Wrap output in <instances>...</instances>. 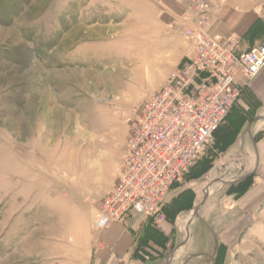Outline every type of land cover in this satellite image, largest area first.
<instances>
[{"label": "rangeland", "instance_id": "374dc122", "mask_svg": "<svg viewBox=\"0 0 264 264\" xmlns=\"http://www.w3.org/2000/svg\"><path fill=\"white\" fill-rule=\"evenodd\" d=\"M122 1L0 0V264H52L56 246L93 227L120 172L133 109L174 70L162 82L170 64L149 51L164 33L152 29L154 7L139 13ZM185 2L170 14L176 45L186 40ZM237 105L167 193L163 213L170 224L178 219L183 239L188 222L196 227L220 200L224 209L230 199L254 201L246 252L227 264H264V159L258 174L231 185L253 160L241 140L256 106L243 94ZM254 137L263 140L264 123ZM168 228L166 245L162 237L147 245L149 258L179 241Z\"/></svg>", "mask_w": 264, "mask_h": 264}, {"label": "built area", "instance_id": "2783aa9c", "mask_svg": "<svg viewBox=\"0 0 264 264\" xmlns=\"http://www.w3.org/2000/svg\"><path fill=\"white\" fill-rule=\"evenodd\" d=\"M212 11L207 0H186L180 22L190 56L133 109L120 172L96 214L97 231L130 213L146 216L158 229L166 219L165 196L264 68V44L241 50L239 38L211 33Z\"/></svg>", "mask_w": 264, "mask_h": 264}, {"label": "crops", "instance_id": "0c3cea01", "mask_svg": "<svg viewBox=\"0 0 264 264\" xmlns=\"http://www.w3.org/2000/svg\"><path fill=\"white\" fill-rule=\"evenodd\" d=\"M181 0H123L126 9L141 12V8L152 5L153 27L155 31H164L161 36L151 39L149 51L155 54L158 65L169 63L162 82L171 71L178 66L185 57L190 56L191 50L185 40L174 44L172 30H177L170 14H181L183 4ZM213 13L211 33L219 36L233 35L240 39L241 50L264 44V0H208ZM151 8V6H149ZM166 11V12H165ZM140 29V27H138ZM156 31V32H157ZM172 47H180L178 51ZM241 84L243 77L238 76ZM245 100L256 106L253 122L246 125L241 145L247 143L250 149V160L244 164L245 175L231 185H237L244 180L258 174L262 169L264 159V138L255 140V133L259 123H264V68L243 90ZM246 138V139H245ZM247 148V147H246ZM247 169V170H246ZM177 191L172 188L171 193ZM254 201L243 202L242 198L227 200L223 204L220 200L213 211L203 214L201 220L192 228L194 220L188 222L186 238H180L178 219L170 224L166 220L159 229H153L146 216L135 213L127 214L124 220L110 224L102 231L93 227L84 235H78L70 243L56 246L52 264H227L228 258L236 251L246 252L251 229L246 220L253 212ZM206 208V204L197 208V215ZM95 221V220H94ZM174 231V241H179L171 250L163 255L153 253L148 257L144 253L148 244L155 245L164 239L162 234L169 229ZM152 233V234H151ZM159 238V239H158ZM147 241V244H146ZM159 244V242L157 243Z\"/></svg>", "mask_w": 264, "mask_h": 264}, {"label": "trees", "instance_id": "16d2710c", "mask_svg": "<svg viewBox=\"0 0 264 264\" xmlns=\"http://www.w3.org/2000/svg\"><path fill=\"white\" fill-rule=\"evenodd\" d=\"M236 107H238V105H235V106L233 107V109L230 111V113H232L233 110L235 111V108H236ZM230 113H229V114H230ZM229 114H228L227 116H229ZM163 207H164V206H163Z\"/></svg>", "mask_w": 264, "mask_h": 264}]
</instances>
